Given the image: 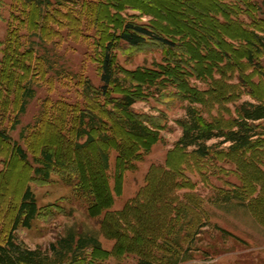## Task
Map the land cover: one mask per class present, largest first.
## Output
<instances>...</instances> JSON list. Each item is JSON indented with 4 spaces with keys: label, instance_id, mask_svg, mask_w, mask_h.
I'll list each match as a JSON object with an SVG mask.
<instances>
[{
    "label": "rangeland",
    "instance_id": "374dc122",
    "mask_svg": "<svg viewBox=\"0 0 264 264\" xmlns=\"http://www.w3.org/2000/svg\"><path fill=\"white\" fill-rule=\"evenodd\" d=\"M50 1L52 6L44 12L52 13L41 20L38 9L23 0H0V130L19 142L29 156L28 164L20 161L11 146L0 140V240L9 233L22 191L30 186L40 214L31 228H20L16 235L31 249L47 250L75 230L101 242L99 250L86 252L87 259L81 264H138L139 256L152 249L144 251L141 236L180 233L188 236L181 240L184 249L195 239L192 259L181 264H264V150L231 151L230 143L221 145L214 139L208 145H219L215 155L199 158L193 148L178 145L188 106L202 111L207 121L226 127L238 117L240 104L264 101V77L243 58L249 46L235 41L241 47L238 54L229 55L232 60L226 62L222 54L211 62L201 59L195 69L199 73H194L193 68L175 69L173 57L191 67L195 64L183 54L171 51L170 55L161 45L131 47L118 42L114 57L121 76L151 71L155 83L115 86L108 97H99L95 92L101 86L100 44L107 37L95 30L101 24L97 13L102 15L108 8L105 5L113 1L60 0L64 6L57 11L58 0ZM130 1L156 13L161 26L175 30L179 28L176 18L188 21L196 32L205 21L203 13L179 0ZM215 2L230 13L234 7L245 11L249 3L256 4L261 11L239 18L247 31L251 24L258 26L256 32L264 38L263 0ZM113 12L124 19L135 15L142 23L152 19L137 11ZM110 22L115 23V18ZM113 28L109 25L106 33L111 34ZM243 36L260 46L248 33ZM30 49L34 52L29 53ZM23 52L28 55L24 59L18 57ZM255 58L264 68V52ZM234 59L236 63L231 65ZM175 76L185 80L186 94L174 87ZM28 84L35 97L26 112L17 115ZM89 85L95 90H89ZM129 91L138 98L132 112L151 133L147 142L120 128L119 120L130 116L115 102ZM83 112L97 115L103 125L92 132L95 141L83 153H74ZM16 119L20 123L13 129ZM104 135L110 136V143L100 142ZM78 140L84 143L86 138ZM45 148L55 150L67 168L58 169L47 181L34 177L32 171L33 158ZM102 149L109 155L106 172L101 168ZM129 155H137V159L132 161ZM76 170L82 172L84 181L77 178ZM170 193L175 196L171 208L177 211L168 212L175 222L167 225L162 224L163 201ZM161 244L165 247L163 239Z\"/></svg>",
    "mask_w": 264,
    "mask_h": 264
},
{
    "label": "trees",
    "instance_id": "16d2710c",
    "mask_svg": "<svg viewBox=\"0 0 264 264\" xmlns=\"http://www.w3.org/2000/svg\"><path fill=\"white\" fill-rule=\"evenodd\" d=\"M113 4H104L107 10L104 13L98 15L100 26L95 28L96 32L103 35L105 38V44H100L101 49V70L100 79L101 86L98 88L95 94L97 96L108 97L112 92L113 87L122 86L128 88H134L137 86H150L154 85V79L152 77L153 72L141 71L129 73L130 76H121V70L115 63L114 48L118 42H123L131 47H139L147 43L161 45L167 48L171 54L174 51L177 54H183L190 59L195 65L188 66L181 59L173 57L171 59L175 69H185L194 73H199L195 70L196 64L201 62V59L212 61L215 56H222L228 62L229 55L231 53L238 54L239 46L237 48L235 41L244 43L247 49L243 54V58L248 64L254 67L264 77L263 66L256 61V54L263 53L264 50V38L258 36V26L253 27L251 24V30L247 31L245 23L240 20V15L244 13H255L261 11L256 4H248V9L243 11L238 7L233 8V12L227 11L226 6L217 4L216 0H179L183 5H189L190 8L196 12L204 14L205 21L200 22L199 32L189 27V22H184L180 18H176L179 24L178 29L171 28L170 26H161L159 17L156 13L151 12L147 7L142 5H136L130 0H112ZM25 4L35 6L38 9L41 20H46L48 14L52 11L47 10L46 14L44 9L52 6L50 0H23ZM207 3V4H206ZM209 3V4H208ZM54 11L64 6L63 2L58 0ZM264 5V0H263ZM59 7V8H58ZM105 9V8H103ZM124 11L131 10L137 11L141 16H149L152 19L149 23H142L136 21L138 17L135 15L129 16V19H124L117 16L112 11ZM194 12V11H192ZM191 12V13H192ZM254 15V14H253ZM45 16V17H44ZM115 18V23L110 21ZM109 21V22H108ZM122 21V22H121ZM255 21V20H254ZM98 22V20H97ZM121 22V23H120ZM112 25L115 27L112 29V33H106L105 28ZM99 26V27H98ZM170 27V28H167ZM232 27L230 31L228 29ZM257 31V32H256ZM207 32V33H206ZM208 32L210 34H208ZM234 32L233 36L231 33ZM249 34L255 40H259V45L250 43L243 35ZM240 45V44H239ZM242 49V48H240ZM30 52H34L30 49ZM242 52V53H243ZM28 53V54H29ZM28 56L27 52L19 53L18 57ZM171 57V56H170ZM21 59V60H22ZM169 59V58H167ZM41 60H45L41 58ZM232 60V58L230 59ZM20 61V60H19ZM230 62V61H229ZM236 63L235 59L231 61V65ZM46 63V60H45ZM6 64V63H5ZM191 64V62H190ZM22 65V64H21ZM227 65V67L231 66ZM237 67V64H235ZM190 68H193L190 70ZM224 68L220 69L221 72ZM4 70V69H3ZM3 73V72H2ZM178 77V76H177ZM175 82V88L180 94H186V82L181 78L173 77ZM2 82V79H1ZM158 85V84H155ZM89 90H95L90 85ZM92 92V91H90ZM130 92V91H129ZM0 92V99H1ZM89 96V94L87 95ZM35 91L30 87V84L24 87L21 94V104L17 115H23L26 112V108L29 102L34 99ZM138 101V98L133 93H126L120 101L115 102V106L125 114H128L130 118L126 120H119L120 128L126 130L128 135L138 140H144L145 142L151 137L149 129L143 124V120H139L138 115L134 114L131 110L132 106ZM109 117H111L109 115ZM19 119H16L13 129L18 125ZM149 123V122H148ZM103 125L101 118L97 115H91L88 112H83L79 118L78 133L75 144H73V151L83 153L84 150L95 141V136L92 132L97 131ZM182 136L178 141V145L183 149L193 148L194 153L199 158H211L215 155L214 148L219 145L209 146L208 142L214 139L220 140L219 144L230 143L229 150H264V101L258 102H243L238 108V117L235 118L233 124L230 126H218L216 123L209 122L205 119L202 111L196 107L190 105L186 108V118L181 121ZM78 138H86L84 143H79ZM0 140L10 150L13 155L24 162L29 163V156L25 149L19 142L12 139V137L4 130H0ZM100 142L108 144L111 142L110 136L104 135L100 138ZM131 156V155H129ZM101 168L104 172L109 169V155L103 149L100 152ZM137 159L136 156H131V160ZM35 168L32 170L33 175L36 178L47 181L51 175L58 169L67 170L64 167V163H61L57 158L56 151L51 148H45L40 150L39 154L33 158ZM69 169V168H68ZM161 169V168H159ZM78 174L77 178L82 182L85 180L82 172L76 170ZM71 176V172L68 174ZM175 186V185H174ZM171 186L172 189L175 187ZM107 190V188L105 187ZM174 194L170 193L163 201V208L165 209L164 222L162 224L172 225L175 220L169 211H177L172 206L174 204ZM239 197L238 199H241ZM229 198H225L227 201ZM230 200V199H229ZM40 209L38 207L35 193L30 186H27L21 193L17 211L14 219L11 222L10 230L5 239L0 240V264H81L87 259L86 252L89 249H100L101 242L96 236L89 234H78L75 230L70 231L64 237L57 240V242L50 245V248L43 250L41 248L31 249L23 241H21L16 235L20 228H31L35 219L39 216ZM184 237L187 240L188 236H181L180 233L172 236L169 233L157 232L150 236H141L140 240L145 242L144 248L148 249L152 247L145 255L139 256L138 264H181L184 261L192 259L190 251L194 250L192 245L195 241H189L187 248H183L181 240ZM164 240V246L161 244V240ZM153 250V252H152ZM159 250V254L156 252Z\"/></svg>",
    "mask_w": 264,
    "mask_h": 264
}]
</instances>
